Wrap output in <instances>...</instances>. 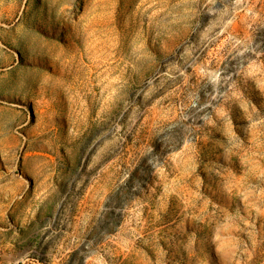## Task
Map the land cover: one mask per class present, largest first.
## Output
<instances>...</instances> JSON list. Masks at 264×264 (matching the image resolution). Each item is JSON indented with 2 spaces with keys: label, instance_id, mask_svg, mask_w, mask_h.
Returning a JSON list of instances; mask_svg holds the SVG:
<instances>
[{
  "label": "rangeland",
  "instance_id": "374dc122",
  "mask_svg": "<svg viewBox=\"0 0 264 264\" xmlns=\"http://www.w3.org/2000/svg\"><path fill=\"white\" fill-rule=\"evenodd\" d=\"M0 264H264V0H0Z\"/></svg>",
  "mask_w": 264,
  "mask_h": 264
}]
</instances>
